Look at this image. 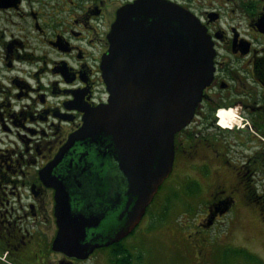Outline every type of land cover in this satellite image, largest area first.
Segmentation results:
<instances>
[{"label":"flooded vegetation","instance_id":"obj_1","mask_svg":"<svg viewBox=\"0 0 264 264\" xmlns=\"http://www.w3.org/2000/svg\"><path fill=\"white\" fill-rule=\"evenodd\" d=\"M136 1L0 0V255L18 264H154L167 241L177 264H264V223L250 230L231 219L239 197L264 220V0H163L205 27L214 77L175 136L172 173L127 234L118 237L131 211L128 185L106 138L77 142L49 170L86 112L108 102V35ZM221 107L244 123L213 128ZM203 126L234 133L231 149L203 142ZM179 160L213 181L199 213L154 207ZM59 192L70 197L73 225L94 224L78 238L76 230L63 236Z\"/></svg>","mask_w":264,"mask_h":264},{"label":"water","instance_id":"obj_2","mask_svg":"<svg viewBox=\"0 0 264 264\" xmlns=\"http://www.w3.org/2000/svg\"><path fill=\"white\" fill-rule=\"evenodd\" d=\"M108 41L101 64L108 102L86 112L83 125L49 170L77 142L106 138L128 185L131 211L121 237L139 223L172 173L175 136L191 123L213 80L216 52L194 14L163 0H138L123 7ZM57 210L64 216L63 236L76 230L78 238L85 227L94 226L91 219L73 225L76 216L66 193L59 192Z\"/></svg>","mask_w":264,"mask_h":264},{"label":"rangeland","instance_id":"obj_3","mask_svg":"<svg viewBox=\"0 0 264 264\" xmlns=\"http://www.w3.org/2000/svg\"><path fill=\"white\" fill-rule=\"evenodd\" d=\"M219 109L233 108L222 107ZM235 118L239 120L238 122H235V124L244 123L242 120H240V118H238L237 114ZM216 127L220 128V126H213V128ZM236 128L237 127H235L234 129ZM220 129L224 130L222 128ZM233 137L234 133H230L228 131H207L204 126L202 127V141L205 142L203 139H208L211 142L218 144L219 148L225 152H228L231 149ZM203 174L204 169H202V179L199 178L200 174L196 169L194 163H184L179 160L175 174L172 176L171 180L167 181L163 185V188H161L160 195L159 197H157L154 207L163 206L165 208L172 209H190L194 211V213H199L200 209H202L203 211L208 206V202L210 200V193L213 190V181H211V179L205 180ZM187 175L198 179V181L187 179ZM245 204L246 201L242 200L239 197L236 198L233 207L236 208L237 211L235 214H232L231 219L233 223H236L239 226L244 225L246 226V228L252 230L254 228H257L258 225L264 223V220L261 218L256 204L250 206ZM225 222L228 223V221H222V223ZM247 234L252 237V240L260 241L261 239L259 237H256L253 232ZM168 244L169 243L165 241L158 245V251L154 255L153 259L154 264H177L172 259V253H169ZM0 264L18 263H12L10 260L6 259L1 260L0 258Z\"/></svg>","mask_w":264,"mask_h":264},{"label":"bare ground","instance_id":"obj_4","mask_svg":"<svg viewBox=\"0 0 264 264\" xmlns=\"http://www.w3.org/2000/svg\"><path fill=\"white\" fill-rule=\"evenodd\" d=\"M232 110L233 109H221L220 110L218 114L219 115L218 117L220 118V125L229 128V127H232L233 124H235V122L239 121L235 118L236 114H234Z\"/></svg>","mask_w":264,"mask_h":264}]
</instances>
